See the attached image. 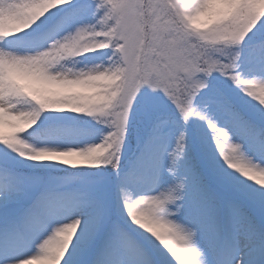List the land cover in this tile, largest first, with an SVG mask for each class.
<instances>
[{
	"label": "snow or ice",
	"instance_id": "1",
	"mask_svg": "<svg viewBox=\"0 0 264 264\" xmlns=\"http://www.w3.org/2000/svg\"><path fill=\"white\" fill-rule=\"evenodd\" d=\"M0 264H264V0H0Z\"/></svg>",
	"mask_w": 264,
	"mask_h": 264
}]
</instances>
